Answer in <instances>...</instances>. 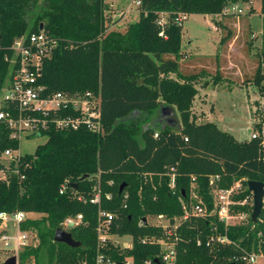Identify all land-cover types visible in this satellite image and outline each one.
Here are the masks:
<instances>
[{"label":"trees","instance_id":"16d2710c","mask_svg":"<svg viewBox=\"0 0 264 264\" xmlns=\"http://www.w3.org/2000/svg\"><path fill=\"white\" fill-rule=\"evenodd\" d=\"M252 1L140 0L139 20L111 30L106 0H0V98L10 77L6 58L12 56V46L19 38L42 31L57 42L39 78L46 93L93 92L101 98L98 129L52 128L34 154L22 157L19 174L13 166L0 179V213L32 215L21 229L38 244L20 254L22 262L94 264L100 210L115 215L113 234L133 238L132 248H113L110 255L115 261L132 258L134 264L155 263L163 253L159 240L176 242L177 264H245L244 252L264 256V207L257 223L250 220L227 230L212 217L185 221L175 236H168L162 226L148 222L150 217L182 218L194 182L198 197L210 209L213 177L221 188L241 181L237 199L251 195L249 181L264 182L260 140L238 141L214 122H196L192 111L202 74L180 72L183 25L175 24L179 14L224 15ZM260 1L258 57L264 63V0ZM162 13L167 14L164 36L158 25ZM223 28L228 34L221 43L231 36V30ZM263 81L259 67L254 84ZM167 105L176 108L181 128L157 121L160 109ZM260 131L262 124L255 126V132ZM17 146L7 124L0 121V157ZM97 190L100 205L90 202ZM78 214L83 215V223L65 228L66 219ZM1 225L0 220V235L5 232ZM59 229L71 233L81 247L55 242ZM212 235L227 236L232 243L207 246Z\"/></svg>","mask_w":264,"mask_h":264},{"label":"built area","instance_id":"2783aa9c","mask_svg":"<svg viewBox=\"0 0 264 264\" xmlns=\"http://www.w3.org/2000/svg\"><path fill=\"white\" fill-rule=\"evenodd\" d=\"M140 6V0L137 1ZM252 2L234 6L226 13L235 12L243 14L245 9H249ZM188 19L186 14H179L175 18V24L183 25ZM167 23V14L162 13L158 20L161 26V36H164V28ZM57 47V42L47 33H34L19 38L12 46V56L6 58L11 64L9 80L2 91L0 98V121L7 124L10 130V138L18 143L16 148L6 149L0 157V179L6 174V171L13 169L16 174L20 173L19 163L24 155L21 143L23 140L46 137V134L52 128L57 130H78L87 126L91 129H98L100 124L101 98L93 92L69 94L64 92L46 93L45 86L39 83L42 74L43 63L50 58ZM264 73V65H263ZM95 120H98L95 123ZM250 139H258L264 147V130L253 132ZM25 176L21 175V179ZM218 178L213 177L211 194L213 197V207L208 205L198 196L189 203L183 204L184 215L179 220L165 219L159 216L161 221L159 226L166 230V235L175 236V230L185 221L196 219H209L215 217L227 230L229 227L242 225L252 221L254 210L253 194L243 199H237L242 192V182L239 181L230 188H221L216 184ZM248 186V185H247ZM171 187L175 188L174 178ZM61 194L64 190H61ZM128 195H125L127 199ZM111 199V195H106ZM82 198H79L81 200ZM264 201V200H263ZM92 204H101V192L97 190L91 197ZM31 214L18 211L15 213H0L2 221L1 229L5 232L0 235V254L4 259L2 264L11 257L16 258V264H30L22 262L20 254L29 246L34 245L30 232L23 231L21 225L25 223ZM115 215L105 210L98 213L97 245L94 264H134L132 258L123 261H115L110 252L113 248L128 249L131 247H122L115 243L114 238L124 237L112 233ZM165 219V220H164ZM174 220V223L171 221ZM162 221H165L163 223ZM8 222L16 225V232L12 233L7 227H3ZM83 223V215L78 214L75 217L66 219L65 228H73ZM172 226V228L170 227ZM65 231V230H64ZM145 242V241H144ZM231 244L232 241L223 235H212L207 239L206 245L212 243ZM162 245L163 253L161 259L155 263L148 260L145 264H177V250L175 241L159 240ZM198 245H202V240H198ZM257 253L244 252L242 260L245 264H257L259 258ZM86 264V263H84Z\"/></svg>","mask_w":264,"mask_h":264},{"label":"rangeland","instance_id":"374dc122","mask_svg":"<svg viewBox=\"0 0 264 264\" xmlns=\"http://www.w3.org/2000/svg\"><path fill=\"white\" fill-rule=\"evenodd\" d=\"M137 1L106 0L111 9V30L124 29L139 20ZM260 8L261 1L256 0L255 8L251 5L248 10L243 8V14L232 11L227 16L230 18V25L235 27L231 30L229 40L236 34L230 45L229 40L221 43L228 34L223 28L226 27L225 14L190 15L183 24L180 72L185 75L202 74L197 84L199 93L192 111L195 120L197 123L214 122L221 130L234 134L239 141L251 137L254 119L261 122L256 125L264 124V81L260 86L254 84L258 68L263 72L264 65L258 57L262 36ZM166 58L174 59L173 56ZM226 67L228 71L237 72L238 76L226 78ZM46 141V137L25 139L21 143L22 152L34 154ZM195 196H198L196 182L191 184L189 201L194 200ZM148 222L161 223L156 217H150ZM3 227H7L12 233L16 232L13 222H8ZM32 240L34 245L38 244L33 237ZM114 241L122 247L133 245L131 236L116 237ZM0 259H4L3 254H0ZM257 264H264L263 255L259 256Z\"/></svg>","mask_w":264,"mask_h":264},{"label":"water","instance_id":"95a60500","mask_svg":"<svg viewBox=\"0 0 264 264\" xmlns=\"http://www.w3.org/2000/svg\"><path fill=\"white\" fill-rule=\"evenodd\" d=\"M41 26V30H42ZM159 118L157 121L159 123H166L171 127H178L181 128V121L179 118V115L177 113V110L175 107L167 105L163 106L160 109L159 112ZM98 120H95V123H97ZM87 178V176H84L82 179ZM249 191L253 194V199H254V210L252 213V221L254 223H257L260 219L261 211L264 207V182H258V181H249L247 183ZM74 188L77 187V185H73ZM125 185H122L120 187V193L124 190ZM143 222L145 224H148L147 219H143ZM171 223H174V220L171 221ZM55 242L57 243H63L71 248H79L81 247V243L77 242L73 239L71 233L64 231L62 229H59L56 231ZM3 264H16V258L11 257L7 261H5Z\"/></svg>","mask_w":264,"mask_h":264},{"label":"crops","instance_id":"0c3cea01","mask_svg":"<svg viewBox=\"0 0 264 264\" xmlns=\"http://www.w3.org/2000/svg\"><path fill=\"white\" fill-rule=\"evenodd\" d=\"M255 1L256 0H254V1H252V5L254 6V8H255ZM256 10V9H255ZM229 14H231V12L230 13H225V15H226V27L227 28H229L230 30H234V28L230 25V23H229V20H230V18H227V16L229 15ZM227 32V31H226ZM238 32V31H237ZM261 32H262V30H261ZM235 37H236V34H234L233 36H232V38L229 40V42H228V44L230 45L231 43H233V41H234V39H235ZM233 75H235V76H238L237 75V72H235L234 70L233 71H228L227 70V67H226V78H230V77H232ZM253 123H254V125H253V132L255 131V126H256V124L257 123H261L260 121H257L256 119H254L253 120ZM262 130H264V124H262ZM227 132V131H226ZM232 134V133H231ZM232 135H234V134H232ZM235 137V136H234ZM236 138V137H235ZM237 139V138H236ZM250 139V138H249ZM248 139V140H249ZM239 141V140H238ZM246 141V140H245Z\"/></svg>","mask_w":264,"mask_h":264}]
</instances>
